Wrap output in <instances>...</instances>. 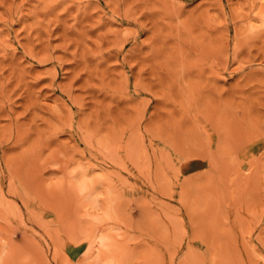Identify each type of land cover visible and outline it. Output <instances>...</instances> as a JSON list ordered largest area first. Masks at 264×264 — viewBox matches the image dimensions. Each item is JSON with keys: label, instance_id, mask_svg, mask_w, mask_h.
I'll use <instances>...</instances> for the list:
<instances>
[{"label": "rangeland", "instance_id": "374dc122", "mask_svg": "<svg viewBox=\"0 0 264 264\" xmlns=\"http://www.w3.org/2000/svg\"><path fill=\"white\" fill-rule=\"evenodd\" d=\"M0 264H264V0H0Z\"/></svg>", "mask_w": 264, "mask_h": 264}]
</instances>
